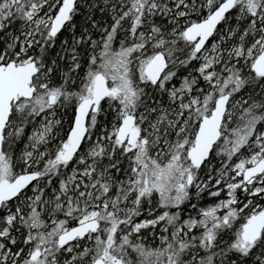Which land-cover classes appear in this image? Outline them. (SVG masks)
Returning a JSON list of instances; mask_svg holds the SVG:
<instances>
[{"label":"snow or ice","instance_id":"1","mask_svg":"<svg viewBox=\"0 0 264 264\" xmlns=\"http://www.w3.org/2000/svg\"><path fill=\"white\" fill-rule=\"evenodd\" d=\"M0 264H264V0H0Z\"/></svg>","mask_w":264,"mask_h":264}]
</instances>
